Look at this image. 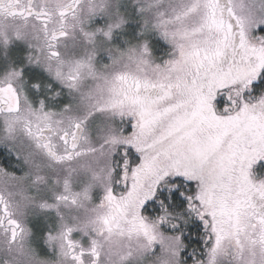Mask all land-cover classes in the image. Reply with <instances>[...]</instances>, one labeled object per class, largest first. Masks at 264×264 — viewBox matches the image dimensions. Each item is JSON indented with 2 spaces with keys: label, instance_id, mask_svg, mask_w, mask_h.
Returning a JSON list of instances; mask_svg holds the SVG:
<instances>
[{
  "label": "snow or ice",
  "instance_id": "obj_1",
  "mask_svg": "<svg viewBox=\"0 0 264 264\" xmlns=\"http://www.w3.org/2000/svg\"><path fill=\"white\" fill-rule=\"evenodd\" d=\"M13 36L0 144L27 172L0 165L4 264L28 255L23 186L44 168L66 194L39 207L79 213L46 234L56 264H264V0H0Z\"/></svg>",
  "mask_w": 264,
  "mask_h": 264
},
{
  "label": "rangeland",
  "instance_id": "obj_2",
  "mask_svg": "<svg viewBox=\"0 0 264 264\" xmlns=\"http://www.w3.org/2000/svg\"><path fill=\"white\" fill-rule=\"evenodd\" d=\"M99 19V18H97ZM119 40V37L116 38ZM68 49L67 54L69 57L78 56L81 49L73 47V41L69 39L67 41ZM19 47L23 48L25 54L27 48L23 45V41L16 40L13 36L8 46L0 45V76H3L6 72L15 69L21 63V54ZM31 66L25 69V76L30 79L32 76ZM29 86L25 85L27 91ZM0 147L7 151V155H13L16 158V152L19 149L18 145L10 148L4 144H0ZM13 167L17 169V173H10L23 176L27 172L26 166L22 162L15 161ZM264 175V173H261ZM44 179L41 182H33V178L29 177L24 184L26 194L31 197L30 201H26L20 215V219L25 227L29 230V235L24 241V252L28 254L26 257H21V264H32V258L39 261H44L45 264H53L52 258L57 255L58 248L57 244L50 245L46 239V234L51 233L57 234L61 228V216H63L64 222L72 223L73 216L79 215L77 209L71 206H65L60 204L58 215L55 209H41L39 204L41 202L57 203V195H65L62 177L64 175L63 170L55 171L52 168H44L40 173ZM60 181L59 183L57 181ZM89 176L86 173L74 174L72 177L71 190L73 193L81 192L89 184ZM98 193L102 194V190L99 187L91 190V197L93 202L98 199ZM75 239H81V232L77 231L74 233ZM6 239V234L0 230V264H4L5 260H12L15 253H9L3 242ZM85 241L87 238H84ZM56 257V256H55ZM54 257V258H55Z\"/></svg>",
  "mask_w": 264,
  "mask_h": 264
},
{
  "label": "trees",
  "instance_id": "obj_3",
  "mask_svg": "<svg viewBox=\"0 0 264 264\" xmlns=\"http://www.w3.org/2000/svg\"><path fill=\"white\" fill-rule=\"evenodd\" d=\"M32 74H33V71H32ZM15 161L16 160L14 159L13 155H7V151L3 148H0V164L1 165H3L7 170L17 173V169L13 167V163Z\"/></svg>",
  "mask_w": 264,
  "mask_h": 264
},
{
  "label": "flooded vegetation",
  "instance_id": "obj_4",
  "mask_svg": "<svg viewBox=\"0 0 264 264\" xmlns=\"http://www.w3.org/2000/svg\"><path fill=\"white\" fill-rule=\"evenodd\" d=\"M9 22H14V21H9ZM1 148V147H0ZM16 161H17V159L16 158H14ZM1 165V164H0ZM4 167V166H3ZM14 173V172H13ZM50 245H52L53 246V244H57L56 242H48ZM53 248H54V246H53ZM56 256V257H55ZM55 257V258H54ZM54 257L52 258V260H53V264H56V262H57V260L59 259V257H58V255H54Z\"/></svg>",
  "mask_w": 264,
  "mask_h": 264
}]
</instances>
